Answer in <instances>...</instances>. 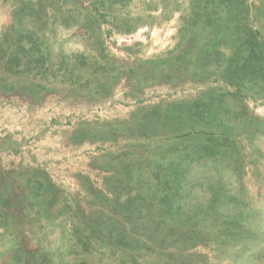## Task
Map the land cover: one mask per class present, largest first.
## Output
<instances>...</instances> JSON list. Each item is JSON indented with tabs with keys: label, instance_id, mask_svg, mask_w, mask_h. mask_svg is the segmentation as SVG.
Wrapping results in <instances>:
<instances>
[{
	"label": "rangeland",
	"instance_id": "rangeland-1",
	"mask_svg": "<svg viewBox=\"0 0 264 264\" xmlns=\"http://www.w3.org/2000/svg\"><path fill=\"white\" fill-rule=\"evenodd\" d=\"M77 3L74 6L69 1L60 13L48 8L47 29L43 39L38 38L43 41L39 53L54 65L59 59L66 60L68 64L64 63L62 69L71 68L75 73L72 77L34 79L6 74L7 78L0 73V81L5 77L8 85L15 86L14 91L4 93L0 85V173L7 177L19 171L31 174L42 169L69 207L77 204L86 215L90 193L87 189L105 193L102 197L105 203L98 215L109 225L120 220L125 231L131 230L133 226L124 220L127 212L137 218H153L148 195L158 182L150 178L151 169L161 162L156 152L164 150L170 140L190 132L185 129L186 123L170 126L166 120L170 116L169 108L207 96L211 91L222 93L226 107L233 114L228 126L233 156L229 153L217 160L192 161L189 183L182 196L184 202L193 200L196 204L200 200L203 213L212 195L228 193L239 200L246 226L255 227L263 238L225 239L219 236L226 229L222 220L211 228L201 224L195 229L199 240L185 251L187 259L184 256L182 259L186 264H264V253L256 256L264 250V93L260 86L246 87L240 91L241 97H233L229 94L236 89L217 76L200 79L188 74L175 82L155 74L163 66L153 62L183 49L184 41L194 39V49L206 40L222 41L210 28L200 27L206 10H212L208 0H78ZM246 3L250 9L241 29L259 30V39L264 43V0H246ZM16 6L15 0H0V39L12 23ZM78 6L81 10H76ZM93 14L100 25L99 35L91 29H79L73 20L68 24L63 20L72 15L73 19L83 21L92 19ZM219 16L224 24L226 14L221 12ZM124 21L131 27L128 33L123 31ZM233 25L236 24H229L231 40L235 36L230 32ZM235 46L232 41L221 44L220 49L230 56ZM77 56H83L89 63L85 65L84 78L79 81L75 79L80 75V64L75 62ZM30 82L35 86L34 90L30 86L31 94L17 90ZM154 112L159 115L160 129L140 132L137 125L142 123L141 119ZM194 131L212 132L204 127ZM112 173L118 175L116 184L110 181L121 205L117 209L128 210L116 215L108 211L111 191L105 182ZM161 194L159 191L158 199ZM69 210L66 212L70 213ZM223 212L222 207L219 213ZM153 223L156 225L154 219ZM71 224L69 214L53 220L44 216L26 226L30 231L18 241L5 231L0 220V264H12V251L19 242L27 244L30 252L40 242L41 248L51 254L53 264H124L122 254L104 248L105 242L92 243L91 253L80 255L81 248L69 235ZM138 226L142 227L139 222ZM156 226V230L163 228L161 222ZM175 251L165 246L156 253L144 252L140 258L152 262L159 255L163 257Z\"/></svg>",
	"mask_w": 264,
	"mask_h": 264
},
{
	"label": "trees",
	"instance_id": "trees-1",
	"mask_svg": "<svg viewBox=\"0 0 264 264\" xmlns=\"http://www.w3.org/2000/svg\"><path fill=\"white\" fill-rule=\"evenodd\" d=\"M69 1L74 6L78 4V0H15L17 6L12 13V23L7 30L5 29L0 39V73L2 75L7 77L6 74L11 76L22 74L25 77L43 79L66 75L72 77L75 74L71 68L62 69L64 63L68 64L66 60L59 59V63L54 65V62L42 52L39 53L43 41H38V38L43 39L47 29V9L55 8L57 13H60L62 6ZM208 3L212 10H206L200 27L210 28L214 36L222 37V41L216 43V39L214 42L206 40L198 49H194L196 43L194 39L184 41L183 49L180 48L181 50L179 49L177 53H170L153 62L158 67L163 66L162 69H157L155 74H158L161 79L171 78L170 80L175 82L188 77V74L200 79L217 76L236 89L229 94L233 97H241L240 91L246 90V87L260 86L264 93V43L259 39L260 31L241 29L250 6L247 5L246 0H208ZM80 8L82 7L78 6L76 10H81ZM221 12L226 14L224 24L220 23L219 13ZM63 20L65 24L73 20L79 29H91L96 35L101 34L95 14L92 15V19L83 21L73 19L72 15L64 17ZM231 22L237 25H233L230 31L235 33V36H231L234 40L228 36ZM27 24L31 27H26ZM123 25L126 26L124 32L131 31L126 21ZM232 41L233 46L237 43L236 50L230 56H226L220 49L221 44ZM75 62L80 64V75L75 77L79 81L84 78L85 65L89 63L83 56L75 57ZM4 78L0 81L1 91L4 93L14 91L15 86L8 85ZM86 79L87 77L84 81H87ZM30 86L34 90L35 86L31 82L17 90L21 94H31ZM208 94L201 95L191 102L178 104L173 109L169 108L170 116L166 117V120L170 126L186 123L188 126L185 129H189L190 132L183 133L184 135L177 140L174 139L175 141L170 140L171 143L164 150L156 152L161 162L150 172V178L158 180L156 187L151 188L152 191L148 195L153 206L152 219L137 218L134 214L127 212L126 215L125 213L121 215H125L124 220L133 226L131 230L125 231L120 220H116L115 225L113 223L109 225L98 215L99 208L105 203L102 197L107 194L93 193L89 187L87 190L90 193L86 199L89 214L86 215L77 204L69 207L67 200L60 196L59 190L51 183L47 173L42 169H35L31 174L19 171L14 175L8 174L7 177L0 173L2 227L15 240L20 241L21 236L30 231L26 226H30L31 223L38 222L44 216L47 220H53L57 216L69 214L72 222L69 235L75 240L76 246L81 248L80 255L90 254L92 243L105 242L107 245L104 248L112 249L114 253L116 250L122 254L124 264H186L182 256L199 240V233L195 230L197 226L203 224L211 228L215 223L220 224L221 220L223 228L226 229L219 234L220 237L224 236L225 239L237 237L238 241L261 240L263 237L258 236L255 227L246 226L247 219L243 218L239 200L228 193L212 195L203 213L201 210L204 207L201 206L200 200L196 199L198 200L196 204L193 200L184 202L185 197L182 195L189 183L188 176L192 161L217 160L229 153L230 157L233 156L231 154L234 151V145L228 133L233 114L223 101L224 94L214 91ZM158 118L159 115L156 112L144 115L141 119L142 123L137 125L138 129L140 132L159 130L161 126ZM197 127L200 129L204 127L212 132L195 133L194 130ZM214 131H216L215 135ZM116 178L118 175L112 173L105 179L108 183L106 187L111 191L108 211L114 215L116 212L128 211L117 209L121 205L117 202L118 195L115 194L116 188L113 187L116 184ZM159 191L163 194L160 199H158ZM221 206L224 208L223 213H219ZM47 207L56 209L49 210ZM67 209L70 213L66 212ZM32 215H35L36 219ZM153 219L156 225L161 222L163 228L156 230L157 226L154 225ZM138 222L142 227H136ZM159 237L161 242L158 243ZM107 240H114V242H107ZM37 244L38 248L30 252L27 250V244L17 243L12 251V264H53L51 254L41 248L40 242ZM165 246L175 248L176 251L163 257L159 255L152 262L140 258L144 252L156 253L159 248L164 249ZM263 253L264 250L261 249L256 256ZM187 257L184 256L185 259Z\"/></svg>",
	"mask_w": 264,
	"mask_h": 264
}]
</instances>
